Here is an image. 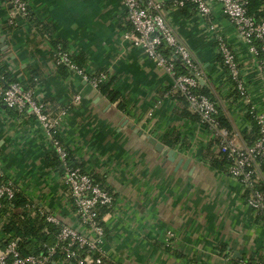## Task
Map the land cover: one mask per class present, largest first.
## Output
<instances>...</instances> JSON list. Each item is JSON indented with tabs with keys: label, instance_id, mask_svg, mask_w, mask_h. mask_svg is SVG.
Listing matches in <instances>:
<instances>
[{
	"label": "crops",
	"instance_id": "1",
	"mask_svg": "<svg viewBox=\"0 0 264 264\" xmlns=\"http://www.w3.org/2000/svg\"><path fill=\"white\" fill-rule=\"evenodd\" d=\"M120 1L27 0L32 20L16 16L10 30L12 5L0 0V38L6 46L0 49V63L22 81L38 75L36 98L47 105L53 120L65 113L58 125L64 146L113 194L114 206L103 219L106 249L117 264L264 260V217L249 208L247 190L238 180L211 166L209 153L218 154L220 148L204 125L180 115L186 108L171 94V76L125 38L132 27ZM159 1L164 2L167 23L202 68L200 87L211 91L244 148L239 134L251 129L248 111L253 108L264 115V77L258 60L215 1L208 0L212 14L205 18L176 7L177 0ZM219 37L238 54L245 101L222 65ZM52 40L88 72H104L107 81L114 79L120 99L112 103L79 77L64 78L54 64ZM9 112L0 104V178L67 218V189L61 172L46 165L52 151L42 128L37 120L14 118ZM168 135L178 139L173 148L163 141ZM148 136L167 151L174 150L178 159L170 161L158 152ZM181 157L191 159V164L179 167ZM169 232L174 238L167 246ZM5 246L0 241V248Z\"/></svg>",
	"mask_w": 264,
	"mask_h": 264
},
{
	"label": "built area",
	"instance_id": "2",
	"mask_svg": "<svg viewBox=\"0 0 264 264\" xmlns=\"http://www.w3.org/2000/svg\"><path fill=\"white\" fill-rule=\"evenodd\" d=\"M213 1L219 5L221 12L237 29L250 53L258 60L264 77V20L257 22L248 15L247 0ZM9 2L12 5V13L8 25L14 27L16 16L28 17L29 4L26 0H9ZM120 2L132 27L131 33H126L125 38L130 39L133 45L144 51L157 67L171 76L174 81L171 94L181 93L185 96L191 109L199 116L200 123L209 129L210 135L215 139L221 138L220 151L226 153L232 162L229 174L246 190H250L247 205L257 216L264 217V192L256 189V185L263 178L259 161L264 159V115L253 108L250 109L260 126L261 139L252 148L240 147L236 142L237 136L231 137L227 131L219 130L217 104L208 97L197 94L200 86L198 78L202 79L204 73L189 48L179 41L167 23L164 2L159 0H121ZM186 2L195 4L197 13L201 17L205 18L212 14V4L208 0H177L175 6L182 8ZM217 42L224 64L236 82L235 90L245 101L248 97L247 87L238 54L223 37L217 38ZM162 46L170 48L172 54L177 56L192 74H179L175 63L163 54ZM51 51L56 67L66 66L72 75L89 84L92 90L100 92V85L108 80V75L104 72L90 73L80 68L73 61L72 56L61 47H52ZM80 100L78 96L75 99L76 102ZM0 104L20 114L28 113L36 117L37 124L42 128L49 143V148L57 153L63 165L60 174L67 189L69 212V216L65 218L30 200L27 207L33 216H43L47 222L60 228L57 244L49 248L46 255L22 257L18 240H10L5 247L0 248V264H101L103 259H112L106 249V228L104 219H100L99 210L102 207L112 208L115 198L89 172L69 165L67 148L55 138V132L64 120L65 113L62 112L53 120L47 113V105L36 98L34 90H25L19 82L7 88L0 86ZM18 193H22V189L13 183L2 184L0 209L3 208L4 200L11 201ZM173 238L174 234L169 232L164 243L170 246ZM57 250L64 254V257L58 260L55 259ZM241 264L248 263L242 261Z\"/></svg>",
	"mask_w": 264,
	"mask_h": 264
},
{
	"label": "trees",
	"instance_id": "3",
	"mask_svg": "<svg viewBox=\"0 0 264 264\" xmlns=\"http://www.w3.org/2000/svg\"><path fill=\"white\" fill-rule=\"evenodd\" d=\"M247 1H248L247 4L248 15L254 18V20H256L257 22H261L262 20H264V0H247ZM181 9L184 10V12L192 10L193 12L197 13L196 5L191 2H186L185 6L182 7ZM27 18L32 20V14L30 8H29V15ZM9 29L11 30L12 27H10ZM51 44L53 48L61 47L64 51H66L64 47L61 46V44L53 42V40L51 41ZM258 45L260 46V44ZM162 52L167 58L171 59L175 63L179 74L181 75L192 74V72L182 64L179 58L172 54L170 48H168L167 46H162ZM0 56H1V52H0ZM219 57L221 59L222 65L229 74L231 82L234 84L236 88L237 87L236 82L233 80L228 67L225 66L222 55L219 54ZM72 59L77 64V62L73 57ZM77 65L80 68H82L80 64ZM58 71L64 78H66L69 74H71L66 66H59ZM39 80L40 78L38 77V75H31L29 80H25V81L19 80L8 70L7 65L0 63V86L4 88H7L13 83L19 82L25 90H34L36 85L39 83ZM114 84H115V80L110 79L109 81L102 83L99 87L101 94L105 96L112 103L118 101L121 96L119 92H116L114 90L113 88ZM235 91L239 96L238 91L237 90ZM197 94L201 96H206L217 104L219 110V115H218L219 130L227 131L231 137L237 136L238 132L236 131L233 122L223 112V110H221L218 103L213 99V97L211 96V91L207 87L199 86L197 90ZM174 95H176V98L179 99L186 108L180 112V115L185 117L186 119L200 122L199 116L191 109L188 99L185 96H183L181 93H177ZM187 108H189L190 111L187 110ZM8 109L12 117L14 118L21 117L22 119L24 117L30 118L33 120L34 123H36V117L34 115L28 113L20 114L18 111L14 109H10V108ZM246 117L251 125V129L247 132L240 133L239 138H241L242 142H244L245 144L244 148H252L255 145V143L261 139V131H260V126L255 119V116L251 113V110L248 111ZM55 138L62 142L61 134L59 131L55 132ZM163 141L170 148H173L176 144H178V139L170 135L165 136ZM215 142L218 144L219 148H221L220 146L221 138L216 139ZM68 153H69V165H71L74 168H82L86 172H88L85 169V163L83 161L77 160L75 158L74 153L70 151H68ZM209 158H210L211 166L213 168H215L218 171L229 173L232 162L226 153H222V152H219L218 154L209 153ZM45 162L48 167H51L57 170L58 172L63 171V165L59 157L57 156L56 152L53 151L50 155H48L46 157ZM259 169L263 178L256 185V189L264 192V159H260ZM7 182L8 181H6L4 178H0V186ZM97 182L102 184V182L100 181ZM249 195H250V190H247L246 197L248 198ZM29 202L30 199H28L22 193L15 194V197L11 201L4 200L3 208L0 209V238H1L0 241L1 242L3 241L5 246L10 240L17 239L19 252L22 257H29V256L39 257L46 255L48 253L49 248L56 246L57 237L60 233V228L47 222L46 218L43 216H33L27 207ZM111 211L112 210H109L106 207L100 208L99 210L100 219H103V217L106 214L111 213ZM225 249L226 248H223L222 252L225 251ZM63 257L64 254L61 253L59 250H57L55 259L58 260L59 258H63ZM240 263L241 262H239V264ZM247 263L264 264V260H261L257 263H254L253 261L250 260ZM101 264H117V263L112 259L106 258L103 259Z\"/></svg>",
	"mask_w": 264,
	"mask_h": 264
},
{
	"label": "water",
	"instance_id": "4",
	"mask_svg": "<svg viewBox=\"0 0 264 264\" xmlns=\"http://www.w3.org/2000/svg\"><path fill=\"white\" fill-rule=\"evenodd\" d=\"M1 33H2V30H1V27H0V35H1ZM4 42H5V38L4 37H1L0 38V43H1L0 44V49L2 51H5L6 50V46L3 44ZM198 80H199V82L201 84L204 83L203 82V79L198 78ZM147 139H148L149 143L151 145H153L158 152L165 153L170 161L175 162L178 159V154L174 150L167 151L165 145L162 144L161 142H159L157 139L152 138L150 136H148ZM191 162H192L191 159L186 160V159H184V158L181 157L179 159V161H178V166L179 167H185L186 168V167H188L191 164Z\"/></svg>",
	"mask_w": 264,
	"mask_h": 264
}]
</instances>
